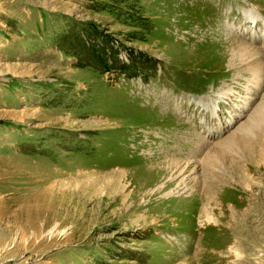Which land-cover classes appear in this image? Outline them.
Instances as JSON below:
<instances>
[{"label":"rangeland","instance_id":"374dc122","mask_svg":"<svg viewBox=\"0 0 264 264\" xmlns=\"http://www.w3.org/2000/svg\"><path fill=\"white\" fill-rule=\"evenodd\" d=\"M213 261L264 264V0H0V264Z\"/></svg>","mask_w":264,"mask_h":264},{"label":"bare ground","instance_id":"6f19581e","mask_svg":"<svg viewBox=\"0 0 264 264\" xmlns=\"http://www.w3.org/2000/svg\"><path fill=\"white\" fill-rule=\"evenodd\" d=\"M222 180L223 179H221L220 182L217 181V183L216 184L214 183V185H212L213 184L212 182H210L209 185H208L207 182H201V183L200 182H197L196 183V186H198V188L200 187L198 190L201 191L202 198H203V202L206 205L204 207H202L205 210L204 212H201V211L198 212L196 210V208H195L194 211L192 210L193 211L191 213L192 217L189 216L187 218L188 219V223H191V225L189 224L190 225L189 228H191V230L194 229L197 233H199L201 231L200 228H204L205 230H211L212 227H214V226L220 227L222 225L224 226V224L227 223L226 216L218 217L217 218L216 217V212L214 210L215 207H217L219 205H222V207H219V208H221L223 211H224V209H227L226 207H223V205L225 204V202H223V203L222 202H217V200H216L217 199V195H216V192H215L216 191L215 188H216L217 185H219V183L222 184ZM202 183H207L206 184L207 186L205 185L206 187L205 186L203 187V184ZM243 186L250 187V180H249V178L248 179L245 178V184L243 182ZM208 209L210 210V213H209ZM181 210H183V209H181ZM228 210H229L230 213H232V215H231L232 216V220H236V218H237V203L234 204L232 207L228 208ZM246 214L249 215V213H246ZM246 214H245V216L248 217V215H246ZM229 231H231V230H229ZM235 232H236V235H237V230H235ZM241 236H243V235H241ZM223 243L224 244H228L229 243V245L232 244L231 241H229V242L223 241ZM213 263H214V261L211 264H213Z\"/></svg>","mask_w":264,"mask_h":264}]
</instances>
